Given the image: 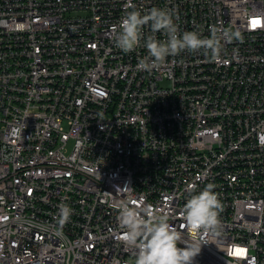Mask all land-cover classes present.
Instances as JSON below:
<instances>
[{
	"label": "built area",
	"instance_id": "obj_1",
	"mask_svg": "<svg viewBox=\"0 0 264 264\" xmlns=\"http://www.w3.org/2000/svg\"><path fill=\"white\" fill-rule=\"evenodd\" d=\"M129 4L239 38L143 70L145 47L114 43ZM208 183L220 224L193 264H264V0H0V264H133L120 203L188 238L180 211Z\"/></svg>",
	"mask_w": 264,
	"mask_h": 264
},
{
	"label": "clouds",
	"instance_id": "obj_2",
	"mask_svg": "<svg viewBox=\"0 0 264 264\" xmlns=\"http://www.w3.org/2000/svg\"><path fill=\"white\" fill-rule=\"evenodd\" d=\"M128 8L131 10L124 12L115 29L114 43L124 53L145 47L147 55L138 61V67L143 70H152L168 57L185 51L203 50L210 57H216L220 54L223 39L229 36L239 38L230 31L218 33L215 29L208 38H202L197 31L181 32L175 22L174 11L167 8L152 7L145 13L136 10L132 4ZM145 26L149 28L150 34L147 36ZM158 32L164 34L163 39L157 38ZM12 132L22 136V129H13ZM214 187V184L208 183L199 191L194 187L189 188L186 203L180 211L188 238L169 222L167 213L145 211L132 201L123 200L118 208L119 227L123 242L134 250L133 264H193L202 245L198 234L201 231L214 232L220 224L222 204ZM70 216L71 208L62 203L58 217L66 222Z\"/></svg>",
	"mask_w": 264,
	"mask_h": 264
},
{
	"label": "rangeland",
	"instance_id": "obj_3",
	"mask_svg": "<svg viewBox=\"0 0 264 264\" xmlns=\"http://www.w3.org/2000/svg\"><path fill=\"white\" fill-rule=\"evenodd\" d=\"M85 13L84 12H72L70 13L68 16H81V15H84ZM73 145L70 144L69 148H71Z\"/></svg>",
	"mask_w": 264,
	"mask_h": 264
},
{
	"label": "snow or ice",
	"instance_id": "obj_4",
	"mask_svg": "<svg viewBox=\"0 0 264 264\" xmlns=\"http://www.w3.org/2000/svg\"><path fill=\"white\" fill-rule=\"evenodd\" d=\"M254 23H258V21H254Z\"/></svg>",
	"mask_w": 264,
	"mask_h": 264
}]
</instances>
